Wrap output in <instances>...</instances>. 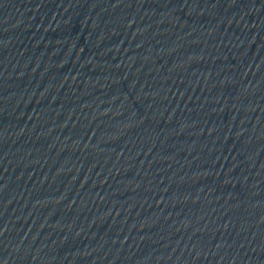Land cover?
<instances>
[{
    "label": "water",
    "instance_id": "1",
    "mask_svg": "<svg viewBox=\"0 0 264 264\" xmlns=\"http://www.w3.org/2000/svg\"><path fill=\"white\" fill-rule=\"evenodd\" d=\"M0 264H264V0H0Z\"/></svg>",
    "mask_w": 264,
    "mask_h": 264
}]
</instances>
